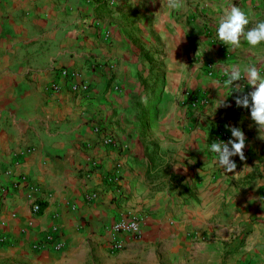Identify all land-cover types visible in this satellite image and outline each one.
Returning <instances> with one entry per match:
<instances>
[{"label": "crops", "instance_id": "1", "mask_svg": "<svg viewBox=\"0 0 264 264\" xmlns=\"http://www.w3.org/2000/svg\"><path fill=\"white\" fill-rule=\"evenodd\" d=\"M182 2L0 0V264H264V130L235 103L253 86L224 72L264 58V43L216 35L224 7L251 28L264 0ZM220 125L246 137L230 173L210 150ZM128 212L141 235L110 230ZM51 230L58 250L38 245Z\"/></svg>", "mask_w": 264, "mask_h": 264}, {"label": "clouds", "instance_id": "2", "mask_svg": "<svg viewBox=\"0 0 264 264\" xmlns=\"http://www.w3.org/2000/svg\"><path fill=\"white\" fill-rule=\"evenodd\" d=\"M154 2V0H153ZM163 7L170 11L182 9V0H162ZM250 21L247 14L235 5L223 8L222 14L218 18L216 35L220 42L232 49L241 46L243 40L253 49L264 43V20L258 21L251 28H247ZM260 67H264V58H259L255 63L245 65H229L224 68L228 76V84L244 78L247 84L253 86V90L235 97L237 107L250 109L251 119L255 122L260 132L264 130V75H261ZM243 72V77L241 73ZM238 92H242L239 85L235 86ZM146 102V98L145 101ZM227 106V105H225ZM231 137L227 142L212 143L210 150L216 154V163L226 172H233L237 164L231 157L239 156L240 160H245L244 148L246 137L244 132L235 126H229ZM264 139V136L261 135Z\"/></svg>", "mask_w": 264, "mask_h": 264}, {"label": "built area", "instance_id": "3", "mask_svg": "<svg viewBox=\"0 0 264 264\" xmlns=\"http://www.w3.org/2000/svg\"><path fill=\"white\" fill-rule=\"evenodd\" d=\"M60 73L62 76L69 78L70 79V90L79 96L85 95L89 91V84L86 81L83 80H77L76 78L79 77V72L76 70H68L66 68H62L60 70ZM75 79V80H74ZM74 80V81H73ZM52 88L57 90L59 88V85L57 83H53ZM205 99L197 100V99H191L190 103L193 106H196L198 103H204ZM96 132L100 131V127L96 126L95 127ZM231 138L230 131L223 125H220L218 127V130L215 132L214 137H213V143H222V142H227ZM102 142L104 144H114V140L111 136H104L102 137ZM17 163V162H15ZM90 164L92 166L96 165L95 160H91ZM119 166L120 164L117 163L116 167L111 174V176H108V180L110 182H116L119 177ZM7 173H11V170H7ZM95 194H88V198L94 197ZM40 210V205L38 202L33 201L31 203V211L33 213H38ZM110 230L114 232H127L130 233L134 236L141 235L142 233V227L140 224V219L139 217L132 213L128 212L121 216L118 220L113 222L110 225ZM55 229V228H53ZM5 240V236L3 234H0V242ZM38 245H46L50 246L56 250L60 249L62 247V242L57 238V235L54 234V231H48L43 237V240L41 241L40 244ZM124 247V242L123 240L117 239V238H112L109 244V249L111 252L113 251H119L123 249Z\"/></svg>", "mask_w": 264, "mask_h": 264}, {"label": "trees", "instance_id": "4", "mask_svg": "<svg viewBox=\"0 0 264 264\" xmlns=\"http://www.w3.org/2000/svg\"><path fill=\"white\" fill-rule=\"evenodd\" d=\"M39 205H40V210H39V212L41 211V209L43 208V203L42 202H39Z\"/></svg>", "mask_w": 264, "mask_h": 264}]
</instances>
